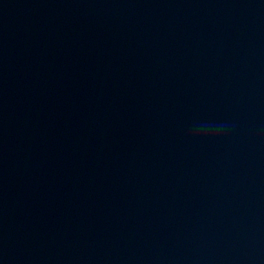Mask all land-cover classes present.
<instances>
[{
	"label": "water",
	"instance_id": "1",
	"mask_svg": "<svg viewBox=\"0 0 264 264\" xmlns=\"http://www.w3.org/2000/svg\"><path fill=\"white\" fill-rule=\"evenodd\" d=\"M0 264H264V0H0Z\"/></svg>",
	"mask_w": 264,
	"mask_h": 264
}]
</instances>
